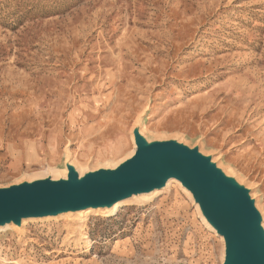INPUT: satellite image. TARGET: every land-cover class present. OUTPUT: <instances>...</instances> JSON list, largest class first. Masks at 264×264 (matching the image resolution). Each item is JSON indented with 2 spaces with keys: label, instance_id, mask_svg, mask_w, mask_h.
I'll list each match as a JSON object with an SVG mask.
<instances>
[{
  "label": "rangeland",
  "instance_id": "rangeland-1",
  "mask_svg": "<svg viewBox=\"0 0 264 264\" xmlns=\"http://www.w3.org/2000/svg\"><path fill=\"white\" fill-rule=\"evenodd\" d=\"M137 122L148 141L213 157L264 213V0H0V188L59 179L67 161L81 175L113 169ZM25 229L0 233V264L224 258L174 184L72 230Z\"/></svg>",
  "mask_w": 264,
  "mask_h": 264
},
{
  "label": "water",
  "instance_id": "water-1",
  "mask_svg": "<svg viewBox=\"0 0 264 264\" xmlns=\"http://www.w3.org/2000/svg\"><path fill=\"white\" fill-rule=\"evenodd\" d=\"M132 137L133 154L113 169L81 175L67 161L59 179L0 188V226L19 227L22 220L111 208L133 196L160 191L173 179L222 239V264H264V215L250 190L232 177L233 172L219 165L220 169L198 147L176 140L148 141L138 122Z\"/></svg>",
  "mask_w": 264,
  "mask_h": 264
},
{
  "label": "bare ground",
  "instance_id": "bare-ground-1",
  "mask_svg": "<svg viewBox=\"0 0 264 264\" xmlns=\"http://www.w3.org/2000/svg\"><path fill=\"white\" fill-rule=\"evenodd\" d=\"M172 184H174L177 188H182L180 183L170 179L165 188L160 190V191H154L151 192L149 194H140V195H136L133 196L127 200L121 201L116 203L115 205H113L111 208H102V209H87L84 211H78V212H66L63 213L59 216L56 217H46V218H32V219H27V220H22L21 225L19 227H16L12 224H8V225H4V226H0V233L8 230V229H12L13 231H15V233H17L18 235H20L21 237L25 235L26 233V224L27 222H32V221H50V220H63L66 222V224L70 227V229L72 230L74 227L78 226L82 217L84 215L93 213V212H106L109 214H113L116 213L119 208L125 206L128 203H135V204H146L147 201L152 198L153 196H155L158 192L164 191L167 188H169V186H171ZM258 208L261 210V208L259 207V205H257ZM262 215H264L263 211L261 210ZM83 221V220H82ZM221 239V238H220ZM222 241V239H221ZM28 262V261H27ZM18 264V263H17ZM28 264H31V262H28Z\"/></svg>",
  "mask_w": 264,
  "mask_h": 264
}]
</instances>
